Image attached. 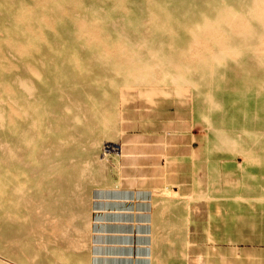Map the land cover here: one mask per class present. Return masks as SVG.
Returning a JSON list of instances; mask_svg holds the SVG:
<instances>
[{
  "label": "rangeland",
  "instance_id": "obj_1",
  "mask_svg": "<svg viewBox=\"0 0 264 264\" xmlns=\"http://www.w3.org/2000/svg\"><path fill=\"white\" fill-rule=\"evenodd\" d=\"M0 264H264V0H0Z\"/></svg>",
  "mask_w": 264,
  "mask_h": 264
},
{
  "label": "bare ground",
  "instance_id": "obj_2",
  "mask_svg": "<svg viewBox=\"0 0 264 264\" xmlns=\"http://www.w3.org/2000/svg\"><path fill=\"white\" fill-rule=\"evenodd\" d=\"M36 67H37V64H30V66H27L26 68L28 70H30L29 73L31 74L33 72H36L35 70H33ZM29 73L28 74L24 73V74L20 75L17 79H12L11 80L12 89L15 88V84L19 80L20 87L22 89V95L23 96L27 95L29 97L34 98L35 101L38 102V105L42 104L40 107L45 106L44 107L45 117H46V112H48L47 109H49V108L54 109L56 111V115H52L50 113L49 117L51 120H54L53 124L54 123H62L59 129L66 128L69 121L73 123V120L77 121L78 119H80L83 116V115H79V113H78L79 110H77V109H79V106L74 104L73 102H71V99L67 95V91L71 89L70 86L64 87L61 89H53V88L43 89V88H39V87L31 88L29 85V78H30ZM141 91H143V90H141ZM12 93H15L14 90L12 91ZM145 93H149V92H144V94ZM42 115L43 114L40 113V115H37V118L41 117ZM124 142H126V140L123 141V143ZM38 145L39 146L35 147L34 154L31 155V166L33 167V164L36 166L33 169L37 170V176L42 177V178H48V177L53 176L55 174L59 178H61V173L58 172V171H61V169H56L55 164H53V165H50L48 163L43 164L44 157L40 156V148L43 145V141H39ZM13 152L16 153L17 151H13ZM117 155L123 157L122 158L123 161L127 162L128 159H125L124 156L128 157L129 153H128V151H126L124 146H122V145L120 146L119 153L118 152L114 153V157H116ZM119 156H117V157H119ZM27 164L28 163L25 164L24 160H22V162L20 164V168H18V171H24L25 166ZM25 171H27V170H25ZM44 182H46V184L45 183H43V184H45L47 187H49L51 189H52L53 185H60V186L62 185L61 189H60V193L62 194L64 201H66V198H68V196H70V195L74 196V194L77 190V187H78V185L75 183L76 182L75 178L70 176L69 174L66 177H64L63 179L61 178L60 183H58V184H57L56 177H55L54 181H52L51 183L48 179L44 180ZM55 188L56 187H54V189ZM122 189L125 191H132V192L138 191L139 192V190H136V189L129 190V189H126L124 187H122ZM122 189L120 188V185L117 183L114 185V188H113V190H122ZM96 190H102V189H96Z\"/></svg>",
  "mask_w": 264,
  "mask_h": 264
}]
</instances>
